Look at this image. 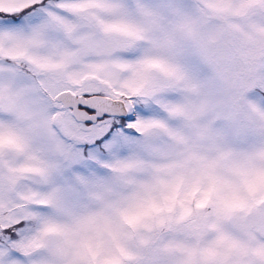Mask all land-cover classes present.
I'll return each instance as SVG.
<instances>
[{"label": "snow or ice", "instance_id": "obj_1", "mask_svg": "<svg viewBox=\"0 0 264 264\" xmlns=\"http://www.w3.org/2000/svg\"><path fill=\"white\" fill-rule=\"evenodd\" d=\"M0 264H264V0H0Z\"/></svg>", "mask_w": 264, "mask_h": 264}]
</instances>
